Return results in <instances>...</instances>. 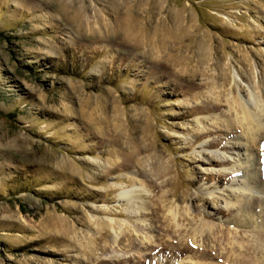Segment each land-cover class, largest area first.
<instances>
[{
	"label": "rangeland",
	"instance_id": "1",
	"mask_svg": "<svg viewBox=\"0 0 264 264\" xmlns=\"http://www.w3.org/2000/svg\"><path fill=\"white\" fill-rule=\"evenodd\" d=\"M252 91L264 0H0V264H225L228 232L252 250L264 111L255 143L233 111Z\"/></svg>",
	"mask_w": 264,
	"mask_h": 264
},
{
	"label": "bare ground",
	"instance_id": "2",
	"mask_svg": "<svg viewBox=\"0 0 264 264\" xmlns=\"http://www.w3.org/2000/svg\"><path fill=\"white\" fill-rule=\"evenodd\" d=\"M142 8V7H141ZM142 11V10H141ZM124 15V14H123ZM128 15V14H127ZM125 15V17L127 16ZM130 17V16H129ZM177 17V16H175ZM151 19H154L153 17ZM122 20V19H121ZM133 20V18H123V20L121 21V24L123 25L124 29L126 30V35L129 38H140L141 35L144 36V33H142V22L138 21V22H133L131 21ZM167 20V19H166ZM173 20V19H172ZM175 20V19H174ZM155 22H157L159 24L160 27L163 28L164 31H162L163 33L167 32L170 33L168 30L166 29V27L164 26V23L162 22V19H160V21L157 19H154ZM154 21L151 22L150 18L148 19L147 17L145 18V22H151L154 23ZM144 22V21H143ZM161 22V23H160ZM175 22V21H173ZM117 23V22H115ZM169 23V21H168ZM176 23V22H175ZM140 24V25H139ZM148 24V23H147ZM155 25V24H154ZM117 26V25H116ZM120 26V25H119ZM145 26V25H144ZM149 26V24H148ZM169 26V25H168ZM99 27V26H98ZM175 28V27H173ZM172 28V29H173ZM156 29V28H155ZM144 32V31H143ZM175 32V31H174ZM180 32V31H179ZM173 33V31H172ZM178 33V32H177ZM167 35V34H166ZM128 39V38H127ZM136 42V41H135ZM200 43V42H199ZM159 44V43H158ZM187 50V49H186ZM203 50V49H202ZM204 53V52H203ZM206 54V53H205ZM203 56V55H202ZM207 56V55H206ZM204 57V56H203ZM168 62V61H167ZM216 63V62H215ZM237 73V72H236ZM218 75V74H217ZM221 76V75H220ZM236 76V75H234ZM255 93L252 91V98L248 99V98H244V99H237L235 100L234 103V113H235V119L237 120L236 122L239 123V125L241 126L242 130H243V134H244V138L245 140H247L250 143H255L256 142V137H257V133L258 131H260L261 129H263L262 124H261V118H263V105H264V100L263 103L261 102L262 100L258 99V97H256L254 95ZM263 121V120H262ZM258 144V142H257ZM256 208V207H255ZM239 212L243 213L248 211H254V209L250 208H244V206H239L238 207ZM201 221V220H200ZM245 223H247V221H245ZM262 224V223H261ZM198 227V226H197ZM196 229V228H195ZM200 229L203 233H211L213 232L214 229H216L215 227L208 225L206 223H201ZM199 229V230H200ZM197 230V229H196ZM222 230V229H221ZM215 231V230H214ZM222 232V231H221ZM202 233V234H203ZM207 233V234H208ZM217 234V233H216ZM201 235V234H199ZM212 235V234H211ZM213 236V235H212ZM223 236V235H222ZM225 238V245L228 247V250L226 251L227 253L225 254L224 257V263L225 264H253L255 261L257 264H259L261 262L260 257L257 256V251H259L258 246L262 245L264 247V230L261 228H253V233L251 237H246L247 239V243L245 242V244H250V247L252 250H248L246 249V246L243 248V245L241 243H237L234 240V236L231 237L229 235V232L227 233V236L224 235ZM206 238V237H205ZM209 239V238H207ZM220 239V238H219ZM205 240V239H204ZM215 240V239H214ZM217 240V239H216ZM215 240V242H216ZM115 241H116V237H115ZM223 242V239H222ZM215 244V243H214ZM247 245V246H248ZM215 246V245H214ZM217 246H219V244H217ZM255 246V247H254ZM220 248V247H219ZM243 248V249H242ZM221 249V248H220ZM245 249V250H244ZM264 250V249H263ZM202 251V250H201ZM248 251L250 253H254L252 258H248L247 254ZM203 252L206 253L208 256H213V258H219L221 257V255H219L220 251L216 254L215 253V249H210V248H206L203 249ZM212 258V257H211ZM210 258V259H211ZM212 258V259H213ZM217 263V262H216ZM208 264V263H207ZM210 264V263H209Z\"/></svg>",
	"mask_w": 264,
	"mask_h": 264
}]
</instances>
